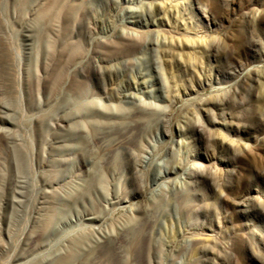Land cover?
<instances>
[{"label": "rangeland", "instance_id": "rangeland-1", "mask_svg": "<svg viewBox=\"0 0 264 264\" xmlns=\"http://www.w3.org/2000/svg\"><path fill=\"white\" fill-rule=\"evenodd\" d=\"M0 115V264H264V0H0Z\"/></svg>", "mask_w": 264, "mask_h": 264}, {"label": "bare ground", "instance_id": "bare-ground-1", "mask_svg": "<svg viewBox=\"0 0 264 264\" xmlns=\"http://www.w3.org/2000/svg\"><path fill=\"white\" fill-rule=\"evenodd\" d=\"M153 69L158 71L156 65H153ZM126 80H127V83L128 82L130 83V81H131L130 78H128V77L126 78ZM0 122L5 123V122H9V120H8V118L5 115H0ZM116 154H117V158L120 161H123L124 156H122L119 153L118 150H117ZM55 181H56V179L52 180V182H55ZM57 199L59 201L62 200L60 198H57ZM116 200L120 202L123 199L121 197H117ZM58 203L60 204L61 202H58ZM62 203H65V201L62 202ZM57 213H58V206L57 205L53 206V208H51V210L46 213V215L43 217V220H42V223H41L42 232L47 230L52 225V222H53L55 216L57 215ZM86 219L89 222L90 221H100L101 217L98 214H96V213H90L89 215H87ZM143 229H144L143 221L140 222V223H137L134 226H132L131 228H129V230H128L129 231V240L127 241L126 246L124 247L125 251L128 254L134 255V247L136 248V247L141 246L142 233L144 231ZM107 239H110V238H107ZM70 243H71L70 247H78L80 245V243H81V238L80 237H76V238L72 239L70 241ZM111 244H113V243H111ZM107 247H111V245L108 244ZM109 258L111 259L110 256H109ZM67 259L68 258L58 259L56 264H65Z\"/></svg>", "mask_w": 264, "mask_h": 264}]
</instances>
